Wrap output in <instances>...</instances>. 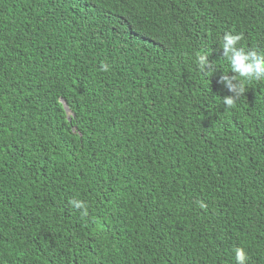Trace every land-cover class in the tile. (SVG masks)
Instances as JSON below:
<instances>
[{
  "label": "trees",
  "instance_id": "1",
  "mask_svg": "<svg viewBox=\"0 0 264 264\" xmlns=\"http://www.w3.org/2000/svg\"><path fill=\"white\" fill-rule=\"evenodd\" d=\"M225 33L264 53V0H0V264H264V80L224 105Z\"/></svg>",
  "mask_w": 264,
  "mask_h": 264
},
{
  "label": "clouds",
  "instance_id": "2",
  "mask_svg": "<svg viewBox=\"0 0 264 264\" xmlns=\"http://www.w3.org/2000/svg\"><path fill=\"white\" fill-rule=\"evenodd\" d=\"M241 40V35L225 33L220 43L224 56L231 65V71L236 73V75L232 77H228L227 75L223 77L231 93V95L222 98L224 105L228 107L233 106L236 100L244 95L246 91L245 82L264 80V53L238 47ZM208 56V54H201L196 59V63L202 72L210 66ZM211 66L213 68L215 67V65ZM103 67L104 70H107V65ZM209 73H211V75L213 74L211 71ZM70 203L75 209L81 210L82 216L88 215V207L84 201L73 199ZM199 206L202 208L206 207L203 202H201ZM235 260L236 264H247L248 254L243 247L235 249Z\"/></svg>",
  "mask_w": 264,
  "mask_h": 264
},
{
  "label": "water",
  "instance_id": "3",
  "mask_svg": "<svg viewBox=\"0 0 264 264\" xmlns=\"http://www.w3.org/2000/svg\"><path fill=\"white\" fill-rule=\"evenodd\" d=\"M66 110H67V112H68V114H69L70 110L68 109V107H66Z\"/></svg>",
  "mask_w": 264,
  "mask_h": 264
}]
</instances>
